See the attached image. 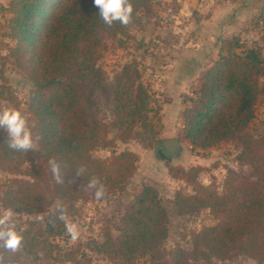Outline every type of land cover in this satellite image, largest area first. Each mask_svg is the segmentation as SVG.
<instances>
[{"label": "trees", "instance_id": "trees-1", "mask_svg": "<svg viewBox=\"0 0 264 264\" xmlns=\"http://www.w3.org/2000/svg\"><path fill=\"white\" fill-rule=\"evenodd\" d=\"M130 2V22L112 26L104 24L92 0H11L3 8L10 15L4 35L15 42L6 58L34 84L28 110L38 148L16 152L0 136V171L18 176L8 185L0 183V204L20 214L48 213V220L45 224L31 221L19 229L21 247L0 248V264H96L84 251L60 245L66 230L53 219L57 207L63 205L70 218L77 213L79 201L95 198L94 190L87 187L91 177L104 184L102 199L125 189L136 171L137 154L125 151L104 159L93 155L99 148L115 146L114 138H109L111 129L122 143L136 140L151 146L158 142L154 92L141 81L137 68L126 65L108 82L97 66L103 38L126 35L140 24L138 15L151 0ZM257 24L264 44V0ZM263 47L248 46L238 36L222 40L219 58L203 73L179 133V141H187L193 149L233 140L241 148L239 161L251 167V177L228 182L219 193L215 186L198 181L199 169H172L174 178L193 189L190 195L176 194V213L191 216L209 210L215 224L193 234L191 250L178 243L168 253L167 209L157 190L145 186L126 208L118 235H104L100 249L110 262L230 264L244 256L264 264V135L256 137L249 131L262 94ZM100 99L110 106L109 123L102 117ZM51 161L60 163L62 183L53 177ZM81 168L83 174L76 176Z\"/></svg>", "mask_w": 264, "mask_h": 264}, {"label": "rangeland", "instance_id": "rangeland-1", "mask_svg": "<svg viewBox=\"0 0 264 264\" xmlns=\"http://www.w3.org/2000/svg\"><path fill=\"white\" fill-rule=\"evenodd\" d=\"M11 0H0V110L18 108L28 121L32 131L33 120L28 110V98L34 84L6 57L15 42L4 35L10 15L3 9ZM263 0H151L147 10L139 13L140 24L132 26L126 35L104 37L98 49L97 66L108 82L126 65L139 71L141 81L154 92L152 107L158 112L153 123L158 142L144 146L136 140L122 143L115 139L117 131L110 130L115 146L99 148L93 152L98 158H109L114 153L131 151L139 160L133 177L125 189L102 200L89 197L76 204L72 215L79 225V236L72 240L66 232V240H59L63 248L74 247L84 251L93 263L114 264L101 251L104 235L119 233L122 216L145 187L151 186L159 193L166 207L169 237L166 250L171 252L179 243L191 250L194 233L215 224L209 210L195 215L179 216L175 199L178 192L190 195L192 185L172 176L171 170L199 169L198 181L205 186H215L223 193L228 182H242L251 177V167L239 161L241 148L233 140L221 142L208 149L193 147L187 141L179 146L166 148L167 140H179L184 126V113L190 107V99L198 89L203 73L219 58L222 40L235 36L248 46H263L262 32L257 24L259 7ZM264 54V47H263ZM262 94L257 102L255 119L249 126L254 136L264 135V76L260 78ZM103 118L111 122L112 114L107 101L100 99ZM0 136L5 137L2 130ZM33 137V134H32ZM33 147L38 144L33 137ZM16 175L0 171V183L8 185ZM55 209V206L51 208ZM10 212L9 223L25 229L31 221L46 223L48 213L27 215L5 210L0 204V215ZM7 225H2V229ZM230 264H256L248 257L239 256ZM54 264H71L58 262ZM138 264H147L141 260Z\"/></svg>", "mask_w": 264, "mask_h": 264}, {"label": "clouds", "instance_id": "clouds-1", "mask_svg": "<svg viewBox=\"0 0 264 264\" xmlns=\"http://www.w3.org/2000/svg\"><path fill=\"white\" fill-rule=\"evenodd\" d=\"M92 5L97 9L101 20L107 26H112L114 22L127 25L133 14V5L130 0H92ZM0 130L6 137L9 149L16 152H27L33 148L32 131L28 126L24 114L15 107H8L0 110ZM51 171L57 183L63 182L61 165L57 161H51ZM83 169H77L76 176L83 174ZM87 187L94 190L96 200H101L105 196V186L96 177L88 180ZM57 214L53 217L63 223L66 232L72 240L79 236V225L69 218L68 212L63 205L57 207ZM11 213L6 212L0 215V225H7L0 230V248L5 250H18L23 241V236L16 228L15 223H9Z\"/></svg>", "mask_w": 264, "mask_h": 264}, {"label": "water", "instance_id": "water-1", "mask_svg": "<svg viewBox=\"0 0 264 264\" xmlns=\"http://www.w3.org/2000/svg\"><path fill=\"white\" fill-rule=\"evenodd\" d=\"M179 144H180L179 140H167L164 142L165 147L169 149L179 146Z\"/></svg>", "mask_w": 264, "mask_h": 264}]
</instances>
